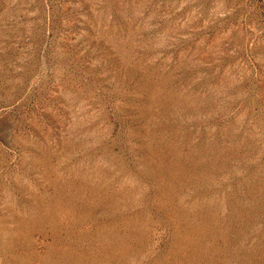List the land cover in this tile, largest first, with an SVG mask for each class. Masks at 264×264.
<instances>
[{"label": "rangeland", "instance_id": "1", "mask_svg": "<svg viewBox=\"0 0 264 264\" xmlns=\"http://www.w3.org/2000/svg\"><path fill=\"white\" fill-rule=\"evenodd\" d=\"M0 264H264V0H0Z\"/></svg>", "mask_w": 264, "mask_h": 264}]
</instances>
